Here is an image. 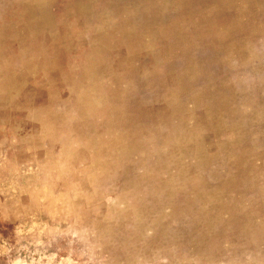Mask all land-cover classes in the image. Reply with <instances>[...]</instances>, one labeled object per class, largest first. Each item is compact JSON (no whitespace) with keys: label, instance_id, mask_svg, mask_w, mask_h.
Returning a JSON list of instances; mask_svg holds the SVG:
<instances>
[{"label":"rangeland","instance_id":"obj_1","mask_svg":"<svg viewBox=\"0 0 264 264\" xmlns=\"http://www.w3.org/2000/svg\"><path fill=\"white\" fill-rule=\"evenodd\" d=\"M0 264H264V0H0Z\"/></svg>","mask_w":264,"mask_h":264}]
</instances>
